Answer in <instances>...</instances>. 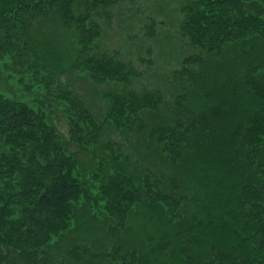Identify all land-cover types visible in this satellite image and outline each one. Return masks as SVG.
Masks as SVG:
<instances>
[{
  "label": "trees",
  "instance_id": "obj_1",
  "mask_svg": "<svg viewBox=\"0 0 264 264\" xmlns=\"http://www.w3.org/2000/svg\"><path fill=\"white\" fill-rule=\"evenodd\" d=\"M0 264H264V0H0Z\"/></svg>",
  "mask_w": 264,
  "mask_h": 264
},
{
  "label": "rangeland",
  "instance_id": "obj_2",
  "mask_svg": "<svg viewBox=\"0 0 264 264\" xmlns=\"http://www.w3.org/2000/svg\"><path fill=\"white\" fill-rule=\"evenodd\" d=\"M140 9L137 11V12H140V13H136V15H137V18H141V15H143V14H145L146 12H150L152 9H153V7H154V5L153 4H145L144 2H141L140 4ZM175 6V1H174V3L172 4V6ZM141 12H142V14H141ZM158 20H162V18H157ZM140 21V20H139ZM113 23H115V21H113ZM114 26H115V24H114ZM138 26H139V24H138ZM114 29H115V27H114ZM160 28H159V26H158V29H157V31L159 30ZM162 31V33H163V30H161ZM145 32H147L146 31V29H145V27H144V30L142 29L141 31H140V33H145ZM116 33H117V31H116ZM140 35H142V34H140ZM110 36V37H109ZM118 39H119V35L118 34H110V35H108V37H107V41H106V43L109 45V46H111V47H113V48H117L118 46H119V44H118ZM135 42H137L138 44H136V45H142L143 43H142V41H135ZM113 45V46H112ZM124 48H128V46H124ZM119 49H120V47H119ZM121 49H122V47H121ZM152 49L153 50H156L157 49V45H155V43L154 44H152ZM123 50V49H122ZM139 50H140V47H139ZM141 55H142V59H146L147 58V56L146 55H144V52H142L141 53ZM153 61H154V63L156 64V65H158V64H160L161 63V59H160V57H157V59L155 58V57H153ZM140 62V61H139ZM141 64H142V62H140Z\"/></svg>",
  "mask_w": 264,
  "mask_h": 264
}]
</instances>
